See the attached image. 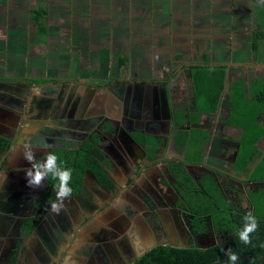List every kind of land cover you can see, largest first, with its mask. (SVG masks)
I'll return each instance as SVG.
<instances>
[{
  "label": "crops",
  "instance_id": "1",
  "mask_svg": "<svg viewBox=\"0 0 264 264\" xmlns=\"http://www.w3.org/2000/svg\"><path fill=\"white\" fill-rule=\"evenodd\" d=\"M263 6L261 0H0V134L14 140L0 173V264H130L157 245L224 240L210 213L188 211L180 174L202 196L214 182L228 212H235L232 202L252 213L249 194L264 186V105L253 102L264 90V37L252 47ZM176 55L202 62L178 72L186 114L175 110L172 81L161 80L180 62ZM218 65L225 73L217 107L199 111L191 70L214 72ZM150 77L156 84L143 89ZM21 78L39 82L29 98ZM130 78L139 83L133 94H145L138 126L126 114ZM25 98L24 115L12 101ZM196 131L206 137L200 156L188 145ZM42 141L50 147L41 148ZM85 142L93 143L91 155L112 186L86 170L79 189L53 213L55 191L47 179L41 188L27 186L24 170L31 165L22 153L30 146L42 161L46 151L75 152Z\"/></svg>",
  "mask_w": 264,
  "mask_h": 264
},
{
  "label": "trees",
  "instance_id": "2",
  "mask_svg": "<svg viewBox=\"0 0 264 264\" xmlns=\"http://www.w3.org/2000/svg\"><path fill=\"white\" fill-rule=\"evenodd\" d=\"M257 14L260 20L252 32L253 48H256L258 41L264 37V6L257 10ZM191 71L196 92L194 108L199 111L215 110L223 88L225 67L218 65L212 72L208 67L197 66L192 68ZM201 94H204V97L201 98ZM253 102L264 105V90L254 95ZM196 133L197 136L188 139V145L189 148L195 147V155L200 156L201 143L204 142L206 137L203 132L196 131ZM9 144L8 139L0 136V157L8 149ZM91 146H93V143L87 142L75 152H53L58 157V163L62 161L63 167L72 169V178L69 185L72 191L79 189L82 175L86 170H90L104 188L109 189L112 186L96 158L91 155ZM188 158L190 157L188 156ZM251 159L252 155H249L247 160ZM175 170L180 174L178 168ZM180 176L184 199L188 203V211L195 215L210 213L216 230L222 234L231 235L207 247L157 245L147 250L130 264H229L223 251V249L227 250L228 248H231L239 256L240 259L236 264H264V247L261 246L264 245V215L253 214L258 221V228L251 234L252 243L245 245L239 240L236 233L242 226V217L248 212H228L231 211L230 205L224 201L221 193L217 191L218 188L211 180L209 187H207L208 193L202 196V193L198 191V187L189 177L182 174ZM47 181L48 189H53L54 184L57 183L50 176ZM51 195V193H47L44 198L50 199ZM255 203L264 207V190L259 191Z\"/></svg>",
  "mask_w": 264,
  "mask_h": 264
},
{
  "label": "flooded vegetation",
  "instance_id": "3",
  "mask_svg": "<svg viewBox=\"0 0 264 264\" xmlns=\"http://www.w3.org/2000/svg\"><path fill=\"white\" fill-rule=\"evenodd\" d=\"M164 35H165V33H163V30L161 31V33L159 34V36H162V37H164ZM182 36V35H181ZM185 36H187L188 37V35H185ZM156 37L154 38V41L156 42ZM164 44H165V46H167L168 45V43H167V41H165V42H163ZM161 56H166V53H163V54H161L160 55V57ZM167 57V56H166ZM185 57H186V59L184 60V57H183V55H176L175 56V59L174 60H176V61H180V62H177L176 64H177V66L175 67V68H173L172 67V70L168 73V74H164V77L163 78H161V80L162 81H167L168 79V81H172L171 82V85H172V87H173V89H174V93H176V95H175V98H176V105H177V107H176V111H177V113L178 114H181V113H184V114H186V113H188V106H189V104H188V101L186 100V99H184L183 100V95H180L179 94V92H178V87H179V83H180V74L178 73L179 72V70L180 69H182V67L180 68V66L181 65H191V64H194V65H199V64H202V62H195V63H191L190 61H188V55L186 56L185 55ZM161 58H164V57H161ZM164 62H165V59H164ZM167 64V63H166ZM170 65H172V63H170ZM175 72V73H174ZM171 74H172V77H170L171 76ZM16 80H19V84H21V85H23V86H25V88H27V90H26V96H28V98L31 96V89L33 88L32 86H34V85H38L39 84V82H35L34 81V79H28V78H24V79H16ZM130 80V82H128V85H126V86H124V90H126L127 89V91L128 92H131V96H129V99H124V100H126L125 101V105H126V114H128V115H130V116H136L137 117V119L136 120H134V121H128V123H129V125L130 126H135V125H140V121L138 120V119H141V114H142V112H143V110H144V95L145 94H143V91H142V89H141V91L142 92H138L136 95L135 94H133V92H137V90H138V82H137V78H130L129 79ZM140 80V79H139ZM72 82H74L73 84H75V85H78L77 83H75V82H81L82 84H84V85H86V86H88V87H90L91 86V83L89 84V83H86L84 80H82V81H79V80H71ZM153 81H155V79H153V78H149V79H147V82H146V86H148V87H144V86H142V88L144 89V88H147V90H148V88H151L149 85L151 84V85H154V84H156V83H154ZM100 81H98V86H99V83ZM132 83H134L133 85H132ZM141 83H144V82H141ZM135 84H137V86L135 85ZM93 85H95V84H93ZM133 87V88H132ZM133 89H134V91H133ZM22 92H24L25 93V91H24V89L23 90H21ZM147 92H149V91H147ZM28 98H25V100L23 101V102H21V101H12L15 105H19V107L18 108H21L23 111L21 112L22 114H27V110H28V102H27V99ZM24 115L22 116V115H20L19 117H16V118H14V121H16V125H15V122H13V121H11V125H15V129H21V127L23 126V124L25 123V118H24ZM127 120H129V119H127ZM128 123H125V124H128ZM183 126H185V125H183L182 123H180L179 122V124H177V127H179V128H181V129H183L184 127ZM181 129H178V131H183V130H181ZM177 132V131H176ZM0 136L1 137H4V138H6V139H8L9 141H10V144H9V147H8V149L7 150H5L2 154H1V157H0V173H1V171H2V169H3V164H4V162L6 161V158H7V156H8V153H9V151H10V147L12 146V144L14 143V140H13V138H11V139H9L8 137H6V136H4V135H1L0 134ZM164 138H165V136L163 137V140H164ZM176 141V140H175ZM86 143V142H85ZM84 143V144H85ZM259 189V190H258ZM256 191H258L257 192V194L256 195H254V193H250L249 195L251 196L250 197V199L248 200L249 201V203H250V205L253 207V212H252V214H262L263 213V211H264V207H261V206H259V205H257L256 203H255V198L257 197V195H259V191H261V190H264V186H261L260 188H258ZM230 204L231 205H233V208H234V211H239V212H249V210L247 209V208H245V207H242V205H237V204H232V202H230ZM236 205V206H235ZM238 206V207H237ZM257 211H259V212H257ZM264 214H262V216H263ZM231 234H227L226 235V238L227 237H229ZM225 238V239H226Z\"/></svg>",
  "mask_w": 264,
  "mask_h": 264
},
{
  "label": "clouds",
  "instance_id": "4",
  "mask_svg": "<svg viewBox=\"0 0 264 264\" xmlns=\"http://www.w3.org/2000/svg\"><path fill=\"white\" fill-rule=\"evenodd\" d=\"M261 2H264V0H261ZM40 147L48 149L50 145L46 141H42ZM22 156L31 165V167L24 170L28 187L33 189L41 188L49 176L57 181L53 186L55 200L50 201V210L59 214L65 206L64 201L72 195V188L69 186L72 178V169L63 167L62 161L58 163L57 155L51 151L44 152V159L41 161L35 157L32 148L28 146ZM242 221V226L236 235L243 244L249 245L252 243L251 234L258 228V221L251 212L246 213L242 217ZM261 246L264 247V245ZM223 251L229 264H236L240 259L231 248L223 249Z\"/></svg>",
  "mask_w": 264,
  "mask_h": 264
},
{
  "label": "water",
  "instance_id": "5",
  "mask_svg": "<svg viewBox=\"0 0 264 264\" xmlns=\"http://www.w3.org/2000/svg\"><path fill=\"white\" fill-rule=\"evenodd\" d=\"M166 89H164L163 90V96L165 97V99H164V103H165V105H166V108H168V99H167V97H166ZM163 117H166V118H169L170 119V116L168 115V114H164L163 115ZM170 121V120H169ZM165 142V138H164V140H163V143Z\"/></svg>",
  "mask_w": 264,
  "mask_h": 264
},
{
  "label": "rangeland",
  "instance_id": "6",
  "mask_svg": "<svg viewBox=\"0 0 264 264\" xmlns=\"http://www.w3.org/2000/svg\"><path fill=\"white\" fill-rule=\"evenodd\" d=\"M246 202H247V200H246ZM244 204H245V203H244ZM244 204L242 203V207H245V206H244ZM246 204H247V203H246ZM257 212H259V211H257ZM262 214H264V211H263V213H262Z\"/></svg>",
  "mask_w": 264,
  "mask_h": 264
}]
</instances>
